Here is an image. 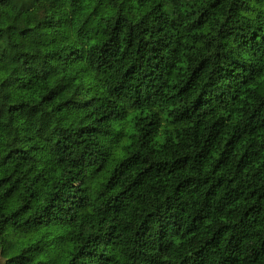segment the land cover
Wrapping results in <instances>:
<instances>
[{
  "label": "trees",
  "instance_id": "16d2710c",
  "mask_svg": "<svg viewBox=\"0 0 264 264\" xmlns=\"http://www.w3.org/2000/svg\"><path fill=\"white\" fill-rule=\"evenodd\" d=\"M6 1L2 263L264 264V0Z\"/></svg>",
  "mask_w": 264,
  "mask_h": 264
},
{
  "label": "rangeland",
  "instance_id": "374dc122",
  "mask_svg": "<svg viewBox=\"0 0 264 264\" xmlns=\"http://www.w3.org/2000/svg\"><path fill=\"white\" fill-rule=\"evenodd\" d=\"M6 5L9 8H13V9H24L27 8L28 6V0H7ZM16 24L20 28H24L26 26H35V27L39 26L36 17L33 15L18 19Z\"/></svg>",
  "mask_w": 264,
  "mask_h": 264
},
{
  "label": "water",
  "instance_id": "95a60500",
  "mask_svg": "<svg viewBox=\"0 0 264 264\" xmlns=\"http://www.w3.org/2000/svg\"><path fill=\"white\" fill-rule=\"evenodd\" d=\"M0 264H3L1 259H0Z\"/></svg>",
  "mask_w": 264,
  "mask_h": 264
}]
</instances>
